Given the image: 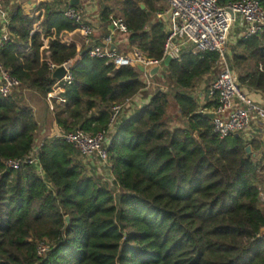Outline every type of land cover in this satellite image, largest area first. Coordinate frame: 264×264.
<instances>
[{
  "label": "trees",
  "instance_id": "trees-1",
  "mask_svg": "<svg viewBox=\"0 0 264 264\" xmlns=\"http://www.w3.org/2000/svg\"><path fill=\"white\" fill-rule=\"evenodd\" d=\"M159 2L120 4L129 47L155 61L163 60L167 37L163 24L149 25ZM36 22L18 10L0 64L23 88L46 98L55 84L49 63L62 66L80 56L65 89L67 105L54 104L56 124L63 133H107L111 107L145 91L141 72L116 70L106 59L62 44L59 36L77 26L50 9L42 21L50 40L41 51L42 34L31 37ZM237 48L233 64L241 88L264 93V32ZM218 61L214 53H191L170 62L165 67L175 88L157 90L109 133L118 200L115 189L87 175L76 149L61 138L44 141L38 166L7 169L4 161L32 151L39 125L32 108L0 93V264H264V147L253 142L249 155L242 138L219 139L192 95ZM171 107L185 119L182 126L172 127ZM43 243L49 249L40 255Z\"/></svg>",
  "mask_w": 264,
  "mask_h": 264
},
{
  "label": "built area",
  "instance_id": "built-area-1",
  "mask_svg": "<svg viewBox=\"0 0 264 264\" xmlns=\"http://www.w3.org/2000/svg\"><path fill=\"white\" fill-rule=\"evenodd\" d=\"M4 0H0V9ZM167 9L158 14L159 19L169 18L170 30L164 45V58L162 61L148 59L142 52L135 50L132 55H124L116 50L92 46L91 38L95 28L87 24L84 12L81 8L69 6L64 11L67 19L78 26L88 46L87 54L92 59H106L107 64L116 70L126 67L138 68L142 66L146 72L144 76L146 89L150 86L149 71L163 63L170 57L172 61H180L185 46H193L194 54L214 53L219 57L218 66L220 74L211 84L209 95L216 102L214 119L212 120L213 132L221 140L235 135H244L253 127L264 123V107L254 103L248 93L243 90L239 78L231 64L227 50L228 41L232 29L236 23V17L240 16L245 24V31L241 35L244 39L261 35L264 32V6L261 0H240L229 4L226 8L219 4L218 0H163ZM113 33L115 31L128 34L129 29L122 18H111ZM8 37H4L1 45L8 44ZM112 36L105 40L110 46ZM81 59L80 56H78ZM64 67L66 75L61 81H55L52 90L47 94V99L59 106L67 105L64 97L66 87L74 82L73 66L71 62L62 66L49 63V71L53 75L57 69ZM259 71H264V65H259ZM23 90L21 81L6 71L0 64V93L3 98H10ZM264 96V93H263ZM126 104H114L110 110V127L108 132H100L95 135L75 130L63 133L59 138L73 146L82 159L94 162L95 166L108 171L109 178L114 182L110 157L108 153L110 132H114L119 120L124 113ZM43 144L34 146L32 151L23 158L9 159L4 161L7 169L19 171L27 167L38 166V155ZM87 161V160H86ZM43 174L41 167L38 169ZM49 249L48 244L43 243L40 247V255Z\"/></svg>",
  "mask_w": 264,
  "mask_h": 264
},
{
  "label": "crops",
  "instance_id": "crops-1",
  "mask_svg": "<svg viewBox=\"0 0 264 264\" xmlns=\"http://www.w3.org/2000/svg\"><path fill=\"white\" fill-rule=\"evenodd\" d=\"M232 2H235V0H228L226 4L228 5ZM70 3L71 0H4L3 6L0 9V48L3 47L1 45V41L5 36L8 37L9 42L11 39H13V35L10 32V26L12 25L13 17L18 13L19 9H22L25 13H27L30 16V18L37 19V22L34 24L33 32L31 34L32 37L34 34H42V21L44 19L47 9H50L54 12H61L64 14L66 8L72 6ZM121 3L122 0L121 1L78 0V4L73 7L81 8L84 12L85 22L87 24L92 25L95 28V33L91 38L92 46H100L104 49L109 48L110 50H116L118 53L124 55H132L134 51L138 49L136 48L131 49L129 47L130 31L128 34L119 33L117 31H115L114 34H112L114 28L112 25L111 18H122L121 16L122 6L120 5ZM115 5L116 8H118V10L115 9ZM142 6L144 5H141V7ZM263 6H264V2H263ZM157 7L160 8L161 11H157L155 14H153L149 25L153 26L158 23L163 24L166 33L168 34L171 26L170 24L171 22L169 21V18H164V19L158 18V14L163 13L167 9V5L165 2H163V0H160V2L157 4ZM116 11L120 13L119 17L115 15ZM244 31H245V24L242 18L240 16H237L236 23L232 29L227 45V50L229 52V56L231 59L230 61L236 73H237V68L234 67L233 58L235 57V55H237V52H241V49L237 48V45L239 41L244 40V38L241 37ZM51 34L53 39H56L55 32L52 31ZM110 36H112V42L110 46H108L105 44V40ZM42 40L44 46L42 47L41 51L47 50L50 37H47L45 39L44 35L42 34ZM59 41L68 47L75 46L79 53L82 50L87 51L88 48V46L85 43L84 37L82 36L81 32L78 31V26L77 29L73 32H63L59 36ZM229 45H232V52L229 49ZM30 47H31V39L29 41V48ZM193 51H194L193 46L190 45L185 46L183 48V55L191 54V53L194 54ZM78 60L79 58L77 57V59L71 61V65L74 67V65ZM163 63L161 64L162 70L160 71L159 75L153 79L149 77L150 86L147 89H145L143 93L139 94L137 97L127 102V106L124 110L123 115L119 120V123L124 122L130 119L131 117L135 116L143 107L148 105V103L150 102L151 98L154 96L157 90L166 91L167 89L169 91L175 88L173 87L172 84L173 82H171L169 78L168 80L171 84L167 85L165 83L166 74L164 75L163 68L166 70V67L163 65ZM219 74H220V68L219 66H217L215 71L211 75L205 76L201 81V83L192 92L193 97L196 99V102L199 105V113L202 115L214 114L217 104L209 95V90L211 84L218 78ZM141 80L144 82V76H142V74H141ZM242 89L248 93L249 97L254 103H256L261 107H264L263 92L250 90L248 88H242ZM12 97L15 100L19 101L21 105L23 102L29 103L28 107L34 110L35 117L39 125V133L35 140V146L43 144L44 141L47 139L59 138L63 134V131L56 124L53 104L47 98L39 95L34 91L25 88H23V90H21L19 93H15V95ZM174 109L176 110V116L173 120L175 121L181 120L182 124L186 122L185 119L180 118V114H178V110L175 107ZM93 112L98 113V109ZM179 126L182 125L177 124V126H172V127L176 128ZM111 137L112 134H109L108 135L109 142L111 140ZM239 138H242L249 145L255 142L256 144L257 143L260 144L261 147H264V123H261L260 126L258 127H253L252 130H250L248 133L244 135H239ZM253 150L254 149H251V153L253 152ZM257 154L260 157H262L261 151H258ZM257 154H254V157ZM77 161L82 164L84 170L86 171L89 177L90 175L91 177L95 176L94 179L100 180V182H102L104 185H107L111 190L112 189L117 190L116 186H114L115 185L114 182L109 178V176L112 175H109L110 173L108 174V171H106V169L99 167L98 165L95 166L94 162L88 161V159H82L79 155L77 157ZM103 173L104 175L107 174L106 176H108L106 180L100 178L101 176H103ZM101 179H103V181Z\"/></svg>",
  "mask_w": 264,
  "mask_h": 264
},
{
  "label": "water",
  "instance_id": "water-1",
  "mask_svg": "<svg viewBox=\"0 0 264 264\" xmlns=\"http://www.w3.org/2000/svg\"><path fill=\"white\" fill-rule=\"evenodd\" d=\"M72 6H75L78 4V0H71V3H70ZM142 8L144 9V6H142ZM172 62L171 58L170 57H167L165 60H164V63L163 65L164 66H168L169 63ZM141 73H145L146 70L144 67L142 66H138L137 68ZM162 70V65H159L153 69H151L149 71V76L150 78H155L159 75L160 71ZM66 75V70L64 67H60L59 69L56 70V72L52 75V79L54 81H61L64 76ZM207 117L210 118V120H213L214 119V114H206ZM236 138H239V135H235ZM247 153L250 155L251 154V147H247ZM66 222H67V225L69 226L70 225V218L67 217L66 218ZM259 237H262V234L259 236Z\"/></svg>",
  "mask_w": 264,
  "mask_h": 264
},
{
  "label": "rangeland",
  "instance_id": "rangeland-1",
  "mask_svg": "<svg viewBox=\"0 0 264 264\" xmlns=\"http://www.w3.org/2000/svg\"><path fill=\"white\" fill-rule=\"evenodd\" d=\"M164 6H165V4H164ZM115 9H117L118 10V8H116V5H115ZM117 12V13H116ZM115 12V15H117L118 17L120 16V13L118 12V11H116ZM229 49H230V51L232 52V45H229ZM163 72H164V75L166 74V78H165V83L168 85V84H171L170 82H169V80H168V78H169V73L167 72V70H165L164 68H163ZM164 83V84H165ZM166 91H168L167 89H166ZM28 104L29 103H25V102H23L22 103V106H27L28 107ZM53 107H54V104H53ZM175 116H176V110L174 109V107H171V109H170V123H171V125L172 126H177V124H180V125H182V122H181V120H173L174 118H175ZM107 171V170H106ZM105 171V172H106ZM92 174V173H91ZM107 175V174H106ZM106 175H104V173H103V176H101L100 178H103L104 180H106V178H108V176H106ZM90 178H95V176H92L91 177V175H90ZM99 178V177H98ZM103 179H101L102 181H103ZM97 181H99L100 182V180H98L97 179ZM102 183V182H101ZM121 194H122V192L121 191H117V190H115V198H116V200H118L119 199V197L121 196ZM262 234H264V233H262Z\"/></svg>",
  "mask_w": 264,
  "mask_h": 264
}]
</instances>
